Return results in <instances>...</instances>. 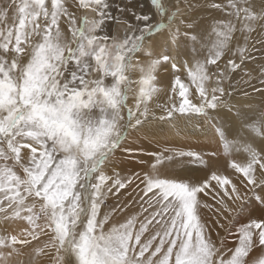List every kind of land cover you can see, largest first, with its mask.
Here are the masks:
<instances>
[{
    "label": "snow or ice",
    "instance_id": "snow-or-ice-1",
    "mask_svg": "<svg viewBox=\"0 0 264 264\" xmlns=\"http://www.w3.org/2000/svg\"><path fill=\"white\" fill-rule=\"evenodd\" d=\"M253 33L264 0H0V264H264Z\"/></svg>",
    "mask_w": 264,
    "mask_h": 264
},
{
    "label": "rangeland",
    "instance_id": "rangeland-1",
    "mask_svg": "<svg viewBox=\"0 0 264 264\" xmlns=\"http://www.w3.org/2000/svg\"><path fill=\"white\" fill-rule=\"evenodd\" d=\"M255 36L257 37V40H264V36L260 35L259 33H255ZM256 54V55H254ZM252 55L253 57L255 58L256 60V64L258 65L259 67V62L260 61H264V51L261 50V46L259 44V48L255 49L253 52H252ZM257 56V57H256Z\"/></svg>",
    "mask_w": 264,
    "mask_h": 264
},
{
    "label": "bare ground",
    "instance_id": "bare-ground-1",
    "mask_svg": "<svg viewBox=\"0 0 264 264\" xmlns=\"http://www.w3.org/2000/svg\"><path fill=\"white\" fill-rule=\"evenodd\" d=\"M255 41H257V37L255 36V33H253V36H252V39H251L250 42H251V43H255ZM257 48H259V44H258V43H257L256 46H255V49H257ZM255 49H254V50H255ZM254 50H253V51H254ZM254 55H256V54H254ZM256 57H257V56H256ZM255 61H256V60H255ZM256 63H257V62H256ZM256 63H253V62H251V61L248 62L250 68H257L258 65H257ZM168 138H169L170 140H171V139H174L173 136H169ZM175 139H181V138H179V137H175ZM254 255L259 256L260 253H259V252H256V253H254Z\"/></svg>",
    "mask_w": 264,
    "mask_h": 264
}]
</instances>
